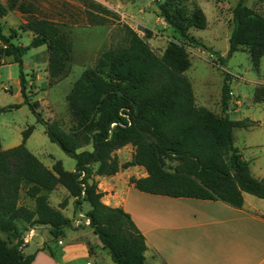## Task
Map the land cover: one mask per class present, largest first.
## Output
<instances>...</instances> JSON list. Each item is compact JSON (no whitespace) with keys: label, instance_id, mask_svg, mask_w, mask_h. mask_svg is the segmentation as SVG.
I'll return each instance as SVG.
<instances>
[{"label":"trees","instance_id":"obj_1","mask_svg":"<svg viewBox=\"0 0 264 264\" xmlns=\"http://www.w3.org/2000/svg\"><path fill=\"white\" fill-rule=\"evenodd\" d=\"M160 17L178 35L158 57L133 30L127 28V45L109 47L97 59L98 73L84 72L68 96V108L74 127L64 131L57 121L45 122L38 104L27 94L28 81L23 71V58L31 49L45 46L48 53L49 78L58 75L60 59L52 56L55 49L49 27L42 20L21 24L18 30L32 32L28 45H16L18 30L4 34L0 23V59L11 58L19 70L22 102L0 108V113L26 105L37 123L45 127L52 143L75 161V171L68 172L60 161L51 169L28 151L26 140L34 127L22 132L20 145L0 150V264H31L34 254L25 255V236L29 228L45 227L57 243L72 222L62 210L49 203V194L63 187L74 200V212L84 215L88 227L99 240L114 264H145V238L121 207L102 202L94 176H113L121 169L143 167L146 177L129 179V183L144 193L172 198L219 200L234 208L243 205V194L264 199V179L255 178L249 162L234 146L233 131L247 129L255 122L232 120L215 115L196 105L189 79L184 73L191 63L186 44H192L216 55L224 65L240 48L248 51L252 68L259 70L264 57V15L247 6L248 0H237L232 10L233 27L225 57L206 47L189 34L191 29L204 30L206 16L194 8L183 16L154 0ZM17 8L27 13L23 5L0 1V18ZM91 23L102 25L99 16ZM147 38L151 32L144 30ZM222 86V108L227 109L231 92L225 75ZM51 83V82H49ZM256 103L264 101V87L256 89ZM90 144L92 150L79 151ZM131 145V159L120 164L116 152ZM83 175V176H82ZM24 195L32 205L21 201ZM87 204L85 214L80 207ZM50 250V245L47 246Z\"/></svg>","mask_w":264,"mask_h":264},{"label":"rangeland","instance_id":"obj_2","mask_svg":"<svg viewBox=\"0 0 264 264\" xmlns=\"http://www.w3.org/2000/svg\"><path fill=\"white\" fill-rule=\"evenodd\" d=\"M7 2L8 0H3V4L7 5ZM15 2L17 6L22 4L27 13H21L15 8L0 18L5 35L9 34L10 29L18 30L21 24H27L33 20L46 22L49 34H52L51 39L55 46L52 56L60 59V71L51 79L49 75L42 72L43 68L39 67L35 70L33 67L32 72L25 75L28 81L27 94L32 103L38 104L36 111L41 113L45 122L57 121L66 132H71L75 124L67 101L74 85L81 79L84 72L99 74L97 59L103 51L109 47L127 45V28L136 32L158 57L163 54L168 43L178 36L160 17L154 0H15ZM236 3L237 0L161 1V4L170 10L174 7L178 8L183 16L189 15L194 8H200L206 16L207 26L204 30L191 29L189 34L223 57L228 50V39L233 27L232 10ZM247 6L264 15V0H248ZM97 16L105 18L106 22L102 25L91 23L90 20ZM145 29L151 32L150 38L145 36ZM32 38V32L18 30L13 42L16 45L26 46ZM0 47H2L1 44ZM185 47L191 66L184 75L191 83L197 106L232 120L264 119V101L258 103L254 101L256 89L264 87V57L261 58L259 70L255 71L251 66L248 51L244 48H240L227 59L224 65H221L216 55L189 43ZM38 52L40 49L30 50L23 59L28 60ZM10 62H12L11 58L0 59V64L6 65ZM17 72L18 66H15L14 69H6V75H3L6 77V82L0 86V108L15 105L19 98L21 99V97L16 98L13 92L15 87L13 80L18 78ZM226 74L229 75L227 83L231 97L227 109L223 110L222 86ZM29 126L35 128L25 146L44 166L51 169L53 162L51 158L54 161H60L65 170L75 165L72 158L49 140L44 133V125L37 123L26 105L0 113L1 146L6 147L12 144L10 140L20 141L22 132ZM233 139L234 146L239 148L237 150H240L246 159L256 156V165L264 169V146L257 148L253 146L255 143L264 145V124L258 126L255 122V125L247 129H235ZM82 150L91 151L92 147L90 144L84 145L79 149V151ZM133 152L134 150L132 155ZM129 158L130 150L128 149L127 152L120 154L118 161L124 163L129 161ZM59 193L58 191L50 194L51 206L54 207L57 199L64 201L63 194ZM21 201L28 206L33 204L24 195L21 196ZM87 208V204H83L80 211L85 214ZM62 213L72 224L65 228L64 236L57 242L62 239L65 246L73 242L86 241L89 251L93 252L95 250V243L92 244L94 234L91 229H82L88 226L75 227L74 220L78 216L74 212L72 200ZM45 236H47L46 233ZM0 238L6 240L4 234H0ZM101 252L100 256L97 255L98 252L96 253L95 257L99 256L97 261L92 257L91 264H114L108 251Z\"/></svg>","mask_w":264,"mask_h":264},{"label":"crops","instance_id":"obj_3","mask_svg":"<svg viewBox=\"0 0 264 264\" xmlns=\"http://www.w3.org/2000/svg\"><path fill=\"white\" fill-rule=\"evenodd\" d=\"M0 1L3 3V0ZM35 49H40V52L28 60L23 59L24 74L32 72L33 67L35 70L41 67L42 72L48 75L46 47L40 46L31 50ZM15 66L17 64L12 62L0 64V86L6 82V77L3 76L6 75V69H14ZM13 81V92L16 98L21 97L17 103L20 104L23 99L19 78ZM263 120L261 118L251 121L263 126ZM21 140H10L12 144L2 147L0 138V150L16 147L21 144ZM28 140L29 138L25 145ZM253 146L257 148L264 145L255 143ZM128 149L130 160L133 151L131 145L119 149L116 152L117 158L120 160V154ZM243 158L249 162L252 175L259 180L264 179V169L256 165V156ZM51 159L53 165L56 161ZM120 164H123L122 161ZM65 171L74 172L75 165ZM146 176L145 169L138 166L121 169L113 176H94L99 191L103 193L102 202L110 207H121L131 216L144 236L145 264H264V199L244 193L242 207L234 208L219 200L152 195L137 190L129 183L131 177L138 179ZM58 191L67 198V206L70 200L74 202L63 187L58 186L53 192ZM61 202V199H57L54 207H58ZM86 228L90 229H82ZM29 231H33L32 238L23 252L25 255L34 254L31 264H91L92 257L97 261L104 250L95 235L92 242L95 243V250L90 252L86 241L64 246L62 239L59 240L61 244L51 243L52 237L45 227L29 228ZM45 233L47 236L44 237ZM49 245L50 250L47 247ZM96 253L99 256L95 257Z\"/></svg>","mask_w":264,"mask_h":264},{"label":"built area","instance_id":"obj_4","mask_svg":"<svg viewBox=\"0 0 264 264\" xmlns=\"http://www.w3.org/2000/svg\"><path fill=\"white\" fill-rule=\"evenodd\" d=\"M82 176H83V175H82ZM77 216H78V218L74 220L75 227H79V226H81V225H84V226H88V225H89V221H88V219H86V218L84 217V215H82V214H78ZM32 232H33V231H30V232L27 234V236H25L24 244H27V243L30 241L31 236H32ZM30 233H31V234H30ZM58 244H61V241H59Z\"/></svg>","mask_w":264,"mask_h":264}]
</instances>
